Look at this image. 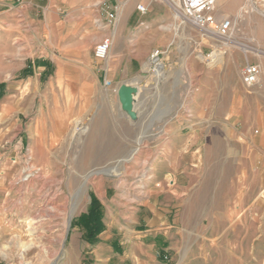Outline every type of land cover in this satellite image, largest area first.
Wrapping results in <instances>:
<instances>
[{"label": "rangeland", "instance_id": "obj_1", "mask_svg": "<svg viewBox=\"0 0 264 264\" xmlns=\"http://www.w3.org/2000/svg\"><path fill=\"white\" fill-rule=\"evenodd\" d=\"M161 2L169 16L160 42L132 78L112 80L110 68L8 71L10 83H34L3 99L19 130L0 149V264H264V0L254 10L250 0L216 1L217 18L232 21L226 40L177 17L179 0ZM13 28L30 40L28 54L39 53L33 30ZM216 49L223 64L199 57ZM154 50L160 78L145 69ZM248 62L262 67L252 88L242 82ZM134 84L138 117L119 96L135 94ZM106 132L114 151L92 161ZM92 197L106 207L121 253L107 246L102 256L81 238L75 222ZM62 203L66 213L50 219L47 210ZM153 217L154 225L143 221Z\"/></svg>", "mask_w": 264, "mask_h": 264}, {"label": "crops", "instance_id": "obj_2", "mask_svg": "<svg viewBox=\"0 0 264 264\" xmlns=\"http://www.w3.org/2000/svg\"><path fill=\"white\" fill-rule=\"evenodd\" d=\"M139 4L147 7L146 12L138 10ZM168 16L167 7L161 1L0 0V149L8 131L19 130L18 115L7 112L9 104L3 99L12 95L17 85L34 83L30 80L33 76L10 83L13 78L8 72L10 68H16V72L18 68H38L40 75L45 68H110L112 80H126L134 76L136 68H142L151 46L160 42L158 30ZM14 25L34 31L39 53L34 56L26 52L30 40L22 33L16 37ZM106 38L112 41L109 56L99 60L94 51ZM17 42L20 48L16 52ZM39 80L36 78L37 82ZM170 167L175 168L174 165ZM106 197L107 192L98 198L104 203ZM149 209L152 211L151 207ZM106 216L104 206L106 228L98 242L91 244L84 240L87 245L97 247L102 256L107 253V246L118 253L122 251ZM154 218L143 221L148 226L154 225ZM76 227L83 239L82 230ZM155 239L161 243V237ZM162 261L168 264L166 259Z\"/></svg>", "mask_w": 264, "mask_h": 264}, {"label": "built area", "instance_id": "obj_3", "mask_svg": "<svg viewBox=\"0 0 264 264\" xmlns=\"http://www.w3.org/2000/svg\"><path fill=\"white\" fill-rule=\"evenodd\" d=\"M148 2L163 1V0H147ZM168 1V0H167ZM217 0H179V9L175 8L176 13L181 14V18L186 22H189L194 27L203 30L208 37H217L226 40L229 38L232 30V21L229 18H223L219 20L214 14V9ZM141 12H146L147 7L144 4L137 6ZM112 41L109 38L100 42L94 51V55L99 60H106L109 56ZM214 52H220V50H214L208 56L201 55L205 59H210ZM161 51L154 50L151 55V60H159L161 57ZM262 67L257 63L248 62L242 69V82L247 88L257 86L261 82Z\"/></svg>", "mask_w": 264, "mask_h": 264}, {"label": "bare ground", "instance_id": "obj_4", "mask_svg": "<svg viewBox=\"0 0 264 264\" xmlns=\"http://www.w3.org/2000/svg\"><path fill=\"white\" fill-rule=\"evenodd\" d=\"M256 4H255V2H254V0H250V6H249V8L250 9H252V10H254V9H256ZM177 17H182L181 16V14H178L177 15ZM212 57L211 58H213V60H211V62L210 63H219V64H223V56H222V53H220V52H214L212 55H211ZM199 57L200 58H202V59H205L204 58V56L203 55H199ZM151 64H154V66L153 67H155V68H153L151 65H149V64H147V65H145V69L147 70V71H151V72H153V74L157 77V78H160V77H162V70H161V68H162V64L160 63V62H158V60L157 59H154V60H152L151 62H150ZM141 80V79H140ZM140 80L139 81H137L136 82V84L137 83H139L140 82ZM136 84H134V85H132L131 86V90H133V91H135L136 89H137V87L135 86ZM131 93V92H130ZM141 93H140V91L138 90H136V93L135 94H133V95H130V96H132V99L130 100V102L128 101L127 103H124V105H125V108H126V110L128 111V114H130L132 117H138V115H139V109H140V105H141V102H136V100H135V97L136 96H138V95H140ZM136 102V103H135ZM129 103H130V105H129ZM76 128V127H75ZM77 129V128H76ZM103 132H104V130H103ZM96 136V135H95ZM93 138V137H92ZM144 141V140H143ZM117 144V141H116V137H114V136H111L109 133H102V134H100L99 136H98V138L93 142V144H92V150L90 151V154L91 155H93L92 157H93V159H92V161H96V160H100V157H101V159H103L104 157H106L108 154H110V153H112V151H114V149H112V147H114L115 145ZM95 157V158H94ZM91 161V162H92ZM76 162V161H75ZM98 163H99V161H98ZM90 164V163H89ZM100 164V163H99ZM90 166V165H89ZM147 173H148V169L147 168H144V170H143V176H146L147 175ZM74 181V180H73ZM75 184L77 183V180L75 179ZM69 190V189H68ZM77 190H79V189H77ZM73 195V194H72ZM81 196V195H80ZM76 197V196H75ZM67 198V197H66ZM77 198V197H76ZM54 202H55V200H56V198H54V199H52ZM63 210V211H65L64 213H66V211L68 210V207H67V205H66V203H62V204H57L56 206H54L53 208H52V210H47L48 211V213H49V218L50 219H54L55 218V216H57L58 214H59V211L60 210ZM73 214H74V210H73V212L71 213V215H70V217H72L73 216ZM55 219H57V217L55 218ZM29 223H30V225L29 226H31V224L33 223V221H29ZM35 223V222H34ZM58 225V224H57ZM50 227L51 226H45V228L48 230V229H50ZM26 236V235H25ZM18 237L19 238H23L24 237V233L23 232H21L19 235H18ZM26 246V245H25ZM24 249L25 250H27L28 249V247H24ZM12 251V250H11Z\"/></svg>", "mask_w": 264, "mask_h": 264}, {"label": "trees", "instance_id": "obj_5", "mask_svg": "<svg viewBox=\"0 0 264 264\" xmlns=\"http://www.w3.org/2000/svg\"><path fill=\"white\" fill-rule=\"evenodd\" d=\"M75 225L82 230L84 240L91 244L98 242L99 235L106 226L104 224V207L96 197H92L89 209L79 216Z\"/></svg>", "mask_w": 264, "mask_h": 264}, {"label": "water", "instance_id": "obj_6", "mask_svg": "<svg viewBox=\"0 0 264 264\" xmlns=\"http://www.w3.org/2000/svg\"><path fill=\"white\" fill-rule=\"evenodd\" d=\"M119 96H120V101L124 103H127L132 99V96L128 97V94L125 93V91L122 88L119 90Z\"/></svg>", "mask_w": 264, "mask_h": 264}]
</instances>
